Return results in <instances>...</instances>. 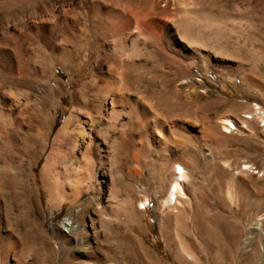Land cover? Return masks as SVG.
Returning a JSON list of instances; mask_svg holds the SVG:
<instances>
[{
  "label": "bare ground",
  "instance_id": "1",
  "mask_svg": "<svg viewBox=\"0 0 264 264\" xmlns=\"http://www.w3.org/2000/svg\"><path fill=\"white\" fill-rule=\"evenodd\" d=\"M221 1L0 0V119L6 125L2 129L9 148L4 155L8 173L0 174L2 190L12 184L26 203L42 211L39 192L31 184L34 167L41 159L38 177L47 192V204L51 209L59 207L67 200L66 190L78 198L93 190L92 184L105 183L112 169L119 179L123 170L130 172L129 160L142 159L140 150L131 148L145 142L162 154V178L165 170H170L162 205L174 211L186 198V172L180 165L184 157L176 150V136L190 133L194 122L172 120L170 111L182 103V97L159 94L162 81L157 86L159 77L147 67L153 61L165 63L170 66L172 80L187 86L193 83L188 74L197 64L227 68V60L235 57L239 60L236 69L252 82L241 62L253 55L256 62H264V43L255 24L259 11L251 6L247 12L251 26L242 28L224 11L225 6L222 9ZM242 37L249 43V55ZM59 67L69 75L68 80L56 77ZM75 72L78 80H74ZM67 91L72 106L49 139L51 110L61 107ZM239 125L237 120L220 118L217 130L246 129ZM135 174L140 176L141 171ZM112 183L109 191L116 193ZM136 198L126 195L127 207L133 210L137 201L143 212L149 202ZM79 226L68 216L54 235L83 256L86 252L80 246L85 243L88 248L89 238L71 237L81 232ZM259 226L258 222L254 229ZM250 243L246 241L245 247ZM255 250L259 261H264V248ZM103 253L94 257L97 264H105Z\"/></svg>",
  "mask_w": 264,
  "mask_h": 264
},
{
  "label": "rangeland",
  "instance_id": "2",
  "mask_svg": "<svg viewBox=\"0 0 264 264\" xmlns=\"http://www.w3.org/2000/svg\"><path fill=\"white\" fill-rule=\"evenodd\" d=\"M238 1L220 3L242 28L251 26L249 11L251 6L255 7L259 11L255 24L264 43V0ZM241 39L249 55V43ZM253 56L241 62L252 82L243 79V74L236 69L239 60L230 57L227 68L197 64L188 74L193 80L189 87L179 86L178 81L172 80L169 65L148 63L147 68L159 77L156 85L162 81L164 86L161 89L157 85L158 93L182 97V103L170 111L172 120L194 122L190 133L176 136L179 140L176 150L184 157L180 165L186 172L183 184L186 198L174 211L162 205L171 181L170 170H165L162 178V154L151 144H133L131 149L138 148L142 159L129 160L130 172L123 170L120 179L112 169V175L104 181L106 184L99 187L92 184L95 192L90 190L77 198L66 190L67 200L52 209L38 177L42 163L38 159L31 184L39 192L42 211L37 212L32 204L26 203L12 184L3 190L0 185V264H61L64 259L68 264H97L94 257H101L103 251L105 264H264L255 250L257 246L264 248V62H256L257 57ZM76 75L77 72L74 80H78ZM56 77L69 79L60 67ZM72 100L67 91L61 107L51 110L49 139L68 114ZM220 118L237 120L239 127L246 129L217 130ZM2 125L6 126L0 119V174H5L8 171L4 167V155L9 148ZM245 167L249 169L242 172ZM137 171H141L140 176L135 174ZM111 183L118 189L116 193H110ZM129 194L133 199L136 196L147 199L149 205L142 212L136 201L135 208L128 209L125 197ZM68 216L82 225L81 232L72 234V240L89 238L88 248L85 243L80 246L86 252L83 256L72 252L54 235L57 226ZM258 222L259 230H255ZM246 241H251L249 247H245Z\"/></svg>",
  "mask_w": 264,
  "mask_h": 264
}]
</instances>
